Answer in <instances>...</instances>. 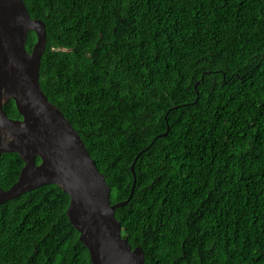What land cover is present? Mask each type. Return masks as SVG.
Listing matches in <instances>:
<instances>
[{"label":"trees","instance_id":"16d2710c","mask_svg":"<svg viewBox=\"0 0 264 264\" xmlns=\"http://www.w3.org/2000/svg\"><path fill=\"white\" fill-rule=\"evenodd\" d=\"M24 2L47 29L43 92L111 204L137 179L116 211L132 249L146 264H264V0ZM23 167L3 154L0 186ZM69 204L48 185L0 205V264H92Z\"/></svg>","mask_w":264,"mask_h":264},{"label":"water","instance_id":"95a60500","mask_svg":"<svg viewBox=\"0 0 264 264\" xmlns=\"http://www.w3.org/2000/svg\"><path fill=\"white\" fill-rule=\"evenodd\" d=\"M31 32L37 39L28 51ZM46 46V25L30 16L24 0H0V163L6 153H16L24 162L18 181L8 190L0 186V205L56 185L70 197L66 214L92 264H146L143 249H132L116 218V211L132 199L137 179L126 201L111 204V188L80 134L43 92L40 69ZM11 100L21 119L9 118L4 110ZM149 148L135 158L134 176Z\"/></svg>","mask_w":264,"mask_h":264}]
</instances>
